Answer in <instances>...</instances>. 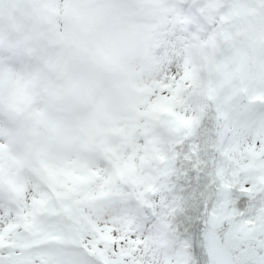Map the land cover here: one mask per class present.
I'll return each mask as SVG.
<instances>
[{
	"label": "rangeland",
	"instance_id": "1",
	"mask_svg": "<svg viewBox=\"0 0 264 264\" xmlns=\"http://www.w3.org/2000/svg\"><path fill=\"white\" fill-rule=\"evenodd\" d=\"M175 0H0V227L15 225L71 178L86 192L121 188L133 161L164 140L145 109L158 27ZM197 30L181 67L231 50L226 85L240 119L264 114V0H181ZM191 16V11H185ZM132 205L90 204L97 219ZM157 250H165L163 236Z\"/></svg>",
	"mask_w": 264,
	"mask_h": 264
},
{
	"label": "snow or ice",
	"instance_id": "2",
	"mask_svg": "<svg viewBox=\"0 0 264 264\" xmlns=\"http://www.w3.org/2000/svg\"><path fill=\"white\" fill-rule=\"evenodd\" d=\"M164 7L144 106L167 107L153 117L162 144L133 161L121 188L86 192L74 177L0 227V264H264V114L235 113L227 45L218 41L214 59L195 73L181 67L198 6ZM255 99L264 103V94ZM108 197L132 207L97 219L90 204Z\"/></svg>",
	"mask_w": 264,
	"mask_h": 264
}]
</instances>
